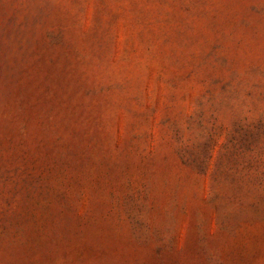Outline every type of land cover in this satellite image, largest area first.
I'll list each match as a JSON object with an SVG mask.
<instances>
[{"label":"rangeland","instance_id":"rangeland-1","mask_svg":"<svg viewBox=\"0 0 264 264\" xmlns=\"http://www.w3.org/2000/svg\"><path fill=\"white\" fill-rule=\"evenodd\" d=\"M0 264H264V0H0Z\"/></svg>","mask_w":264,"mask_h":264}]
</instances>
